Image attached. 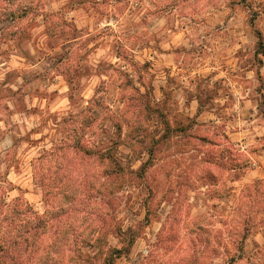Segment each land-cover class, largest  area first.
Instances as JSON below:
<instances>
[{
    "label": "clouds",
    "instance_id": "clouds-1",
    "mask_svg": "<svg viewBox=\"0 0 264 264\" xmlns=\"http://www.w3.org/2000/svg\"><path fill=\"white\" fill-rule=\"evenodd\" d=\"M0 264H264V0H0Z\"/></svg>",
    "mask_w": 264,
    "mask_h": 264
}]
</instances>
